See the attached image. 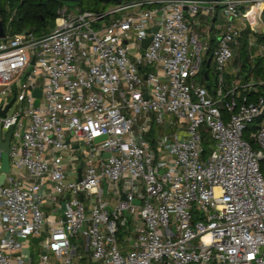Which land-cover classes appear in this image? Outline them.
Returning a JSON list of instances; mask_svg holds the SVG:
<instances>
[{"label":"built area","instance_id":"built-area-1","mask_svg":"<svg viewBox=\"0 0 264 264\" xmlns=\"http://www.w3.org/2000/svg\"><path fill=\"white\" fill-rule=\"evenodd\" d=\"M53 22L0 37V264H264V95L244 93L264 76L225 73L241 48L264 56V0L62 6Z\"/></svg>","mask_w":264,"mask_h":264},{"label":"trees","instance_id":"trees-1","mask_svg":"<svg viewBox=\"0 0 264 264\" xmlns=\"http://www.w3.org/2000/svg\"><path fill=\"white\" fill-rule=\"evenodd\" d=\"M85 1L81 0L78 3L81 10H103L110 4L118 3V0H87V3L92 5L85 8ZM62 6L63 2L59 0H0V21L4 28L10 27L14 32L33 29L36 33L45 34L50 30V21L58 16V11ZM12 11L14 12L12 13ZM241 49V56L244 57L241 71L249 70L250 72L249 75L243 77L244 81H250L252 77L256 79L263 77L264 56H259L254 62H249L246 49ZM244 93L248 94L250 98L264 95V85H256V90ZM262 119L263 117L257 118L255 122L259 123ZM251 127H255V124H251ZM261 167L264 170L263 161Z\"/></svg>","mask_w":264,"mask_h":264},{"label":"water","instance_id":"water-1","mask_svg":"<svg viewBox=\"0 0 264 264\" xmlns=\"http://www.w3.org/2000/svg\"><path fill=\"white\" fill-rule=\"evenodd\" d=\"M59 1H75V2H80L81 0H59ZM122 0H118V2H121ZM54 26V22L50 21V27ZM157 29V27H153L152 30L155 31ZM14 31L11 30L10 31V35H13ZM0 37H5V31H4V27L2 25V22L0 21ZM151 37L146 38L143 41V47H147L148 43L150 42ZM210 62L211 59H209L208 63H207V67L210 66ZM206 79H207V75H206ZM36 96H40L41 95V89L37 88L34 91ZM13 101H11L7 107L5 109H0V115L4 116L7 109L10 107V105L12 104ZM39 103V99L36 100V104ZM13 135V128H11L6 136V138L3 140L2 138H0V149L2 150V165H1V172L0 173V186L2 185L4 178H5V173L8 172L10 170V152H11V147H10V142H11V138ZM106 136H100L97 137L95 140L97 142L103 140ZM69 142V140H68ZM104 156L109 157L110 153H106ZM81 172H82V168L79 169V181L81 180ZM106 192V189H105ZM81 198H83V195H81ZM124 198V197H123ZM139 202V201H137ZM65 208V203L62 204L61 206V210H63ZM58 211V210H57ZM65 218V217H64ZM46 236V231H42L41 236L40 237H34L33 241L34 242H39L40 240H42L44 237Z\"/></svg>","mask_w":264,"mask_h":264},{"label":"rangeland","instance_id":"rangeland-1","mask_svg":"<svg viewBox=\"0 0 264 264\" xmlns=\"http://www.w3.org/2000/svg\"><path fill=\"white\" fill-rule=\"evenodd\" d=\"M63 2V6H67L68 8H70V9H76V8H81V7H79V5H78V3L79 2H75V1H62ZM88 1L86 0L85 1V8H89V6H91L92 4H90V3H87ZM111 5H113V4H110V5H108V6H106L104 9H107L109 6H111ZM7 7L9 8L10 7V5L8 4L7 5ZM88 10V9H87ZM14 11H12V13H13ZM108 21L106 20L104 23L106 24ZM38 33V32H37ZM38 34H40V33H38ZM242 50V49H241ZM233 61H235V59L233 58L232 59V61L231 62H233ZM151 69H153L152 67H151ZM209 70V74H210V80L209 81H206V80H204L201 76H199V77H197V79L200 81V82H202V83H204L205 85L207 84V83H210L211 84V88H213V85H214V81H213V79H214V64L212 63V65L210 66V68L208 69ZM232 71V68L230 67V66H228L227 67V69H226V71H225V73H226V75H227V77H228V79H229V81H230V77H229V72H231ZM260 78V77H259ZM258 78V79H259ZM251 80V79H250ZM240 82H247V81H244V79H241L240 80ZM16 139L14 138V141H15ZM213 144V141H209L208 143H206L205 144V147H206V149H207V152H210V145H212ZM78 154H81V152L80 151H78L77 152ZM264 162V161H263ZM86 207H87V209H88V201H87V203H86ZM87 211V210H86ZM88 212V211H87ZM77 245L79 244H81L82 243V240H78L77 242ZM34 246V245H33ZM38 249H39V245H36V251H35V253H34V256H35V258H36V262L38 261V259H37V255H38ZM80 251L81 252H83V250L80 248Z\"/></svg>","mask_w":264,"mask_h":264},{"label":"crops","instance_id":"crops-1","mask_svg":"<svg viewBox=\"0 0 264 264\" xmlns=\"http://www.w3.org/2000/svg\"><path fill=\"white\" fill-rule=\"evenodd\" d=\"M241 64H242V62L235 58V61L231 62V63L228 65V66H230V67L232 68V71L228 73L230 77H232V74H236L237 71H238L237 73H239L240 77H241L242 75H243V77H245L243 71H241ZM240 79H242V78H240ZM44 210H45V212H46L48 215H52V214H56V215H57V214H58V211H57L58 209H56L55 207H51V206H49L48 204H46V205L44 206ZM119 237H120V240H122V239H123V234L121 233V234L119 235ZM85 257H86L87 259H84V260L82 261V263H83V264H89V263H90V252H86V253H85Z\"/></svg>","mask_w":264,"mask_h":264}]
</instances>
